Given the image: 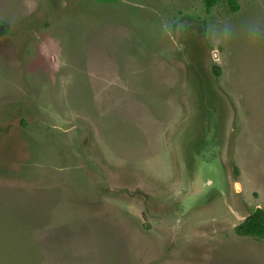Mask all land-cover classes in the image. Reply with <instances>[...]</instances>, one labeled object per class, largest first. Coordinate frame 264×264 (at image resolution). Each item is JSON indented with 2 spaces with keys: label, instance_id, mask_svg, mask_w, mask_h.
Here are the masks:
<instances>
[{
  "label": "rangeland",
  "instance_id": "obj_1",
  "mask_svg": "<svg viewBox=\"0 0 264 264\" xmlns=\"http://www.w3.org/2000/svg\"><path fill=\"white\" fill-rule=\"evenodd\" d=\"M205 1L0 0V264H264V0Z\"/></svg>",
  "mask_w": 264,
  "mask_h": 264
},
{
  "label": "trees",
  "instance_id": "obj_2",
  "mask_svg": "<svg viewBox=\"0 0 264 264\" xmlns=\"http://www.w3.org/2000/svg\"><path fill=\"white\" fill-rule=\"evenodd\" d=\"M219 0H206V8H211ZM230 5L236 6L237 0H228ZM234 233L238 237H250L264 239V210L260 208L250 212L240 224L234 227Z\"/></svg>",
  "mask_w": 264,
  "mask_h": 264
},
{
  "label": "water",
  "instance_id": "obj_3",
  "mask_svg": "<svg viewBox=\"0 0 264 264\" xmlns=\"http://www.w3.org/2000/svg\"><path fill=\"white\" fill-rule=\"evenodd\" d=\"M207 181V180H206Z\"/></svg>",
  "mask_w": 264,
  "mask_h": 264
}]
</instances>
